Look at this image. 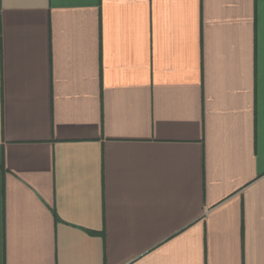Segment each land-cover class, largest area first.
Instances as JSON below:
<instances>
[{"label":"crops","instance_id":"crops-1","mask_svg":"<svg viewBox=\"0 0 264 264\" xmlns=\"http://www.w3.org/2000/svg\"><path fill=\"white\" fill-rule=\"evenodd\" d=\"M0 264H264V0H0Z\"/></svg>","mask_w":264,"mask_h":264}]
</instances>
